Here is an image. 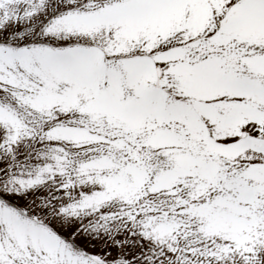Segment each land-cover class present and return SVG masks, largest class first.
I'll list each match as a JSON object with an SVG mask.
<instances>
[{"label":"snow or ice","instance_id":"6c2138e0","mask_svg":"<svg viewBox=\"0 0 264 264\" xmlns=\"http://www.w3.org/2000/svg\"><path fill=\"white\" fill-rule=\"evenodd\" d=\"M0 264H264V0H0Z\"/></svg>","mask_w":264,"mask_h":264}]
</instances>
